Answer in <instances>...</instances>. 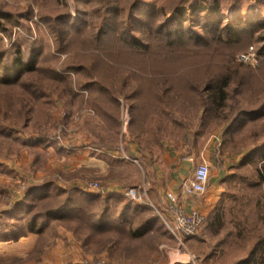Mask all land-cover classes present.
Returning a JSON list of instances; mask_svg holds the SVG:
<instances>
[{
	"label": "rangeland",
	"instance_id": "rangeland-1",
	"mask_svg": "<svg viewBox=\"0 0 264 264\" xmlns=\"http://www.w3.org/2000/svg\"><path fill=\"white\" fill-rule=\"evenodd\" d=\"M194 1L0 0V50L6 52L10 59L19 51L23 58L28 59L34 54L33 50L40 49L43 53L38 58L39 66L58 72L57 75L65 80L60 83L70 84L76 92L73 101L68 103L69 96L61 94V87L56 89L45 84L42 89L44 96L35 101L31 94L35 88L17 91L10 88L12 84L0 85L2 248L8 250L13 242L23 240L30 232L26 228L17 237L8 235L23 228L33 218L40 226L43 214L50 208L62 207L65 211L61 213L77 211L76 215L73 212L65 219L47 221L42 233L34 230L37 236L27 241L34 244V248L26 257L20 258L15 253L9 256L0 254V264H127L123 263L125 259H115L118 256H130L138 264H145L150 259L147 255L151 252L149 248L141 250L138 246L130 248L117 244V239L127 240V225L123 230L118 228L100 235L96 230L95 234L91 232L89 221L88 229L80 225L76 218L85 216L82 210L99 214L110 201L92 200L90 195L80 194L77 186H59V177L66 175L59 169L58 158L52 159L49 167L44 166L46 163L43 165V147L51 146L57 152L66 146L74 149L77 148L78 134L91 136L87 126L83 129L90 117L86 111L90 108L89 91L83 85L91 79L86 75L92 71L95 73L92 82L101 80L108 85L114 84V90L124 95L137 89L141 90V96L151 98L158 88L160 91L167 86L173 88L178 107L174 117L185 127L178 130L179 142L201 151L204 138L211 139L212 145L216 146L213 154L216 163L211 177L225 173L228 179L226 192L214 211L207 214L196 235L201 256L221 258L223 260L218 262L221 264H242L248 258L258 235L264 234L263 187L256 184V167L261 164L258 153L264 146V0H237L245 6L241 15L248 20L256 19L262 25L252 38L245 37L237 42L229 41L228 37L226 44L204 40L207 36L191 18L192 9L189 8ZM201 1L207 4L213 0ZM218 1L224 15L230 21H236L235 0ZM177 7L189 9L183 29L199 31L203 39L193 35L170 46L162 43L168 40L165 37L167 32L174 29V25L167 26V23ZM9 11L12 21L2 18ZM46 14L54 16L46 17ZM59 14L72 17L73 25H68V21L55 22L53 18ZM48 19L53 20L55 28H61L57 32L60 36L57 40ZM3 23L9 29L4 28ZM114 29H117L116 33ZM126 29L128 35L125 40L131 42L135 37L149 47L139 50L136 46H126L120 39L124 38L122 31ZM251 47L253 56L243 60L241 54L248 53ZM82 63L85 69L76 70L74 66ZM28 74L24 73L20 79H27ZM34 75L37 81L50 80L45 73L35 72ZM226 75L231 77V83L227 87L224 105L213 111L211 103L206 102L211 94L208 87L218 77ZM124 80L129 81L126 88L123 87ZM21 93L29 102L31 100L34 114L31 112L29 116L34 115L33 120L20 117L19 103L23 98L26 103ZM122 101L129 110L126 98ZM43 108L47 110V116H43ZM128 110L124 115L129 119ZM124 122L123 116L122 126ZM113 136L112 147L120 151L124 146L122 132H113ZM224 162L227 170L218 174L217 166ZM47 173L49 179L40 178ZM203 194L195 199L202 200ZM112 208L118 209V206ZM218 208L222 215L220 226L213 219ZM146 215L147 218L159 219L162 223L159 227L168 232L152 208H147ZM131 238L130 241L134 242L135 239ZM3 241H12V244ZM113 241L116 246L110 248L109 243Z\"/></svg>",
	"mask_w": 264,
	"mask_h": 264
},
{
	"label": "crops",
	"instance_id": "crops-1",
	"mask_svg": "<svg viewBox=\"0 0 264 264\" xmlns=\"http://www.w3.org/2000/svg\"><path fill=\"white\" fill-rule=\"evenodd\" d=\"M125 110L128 109L125 102L122 101L121 113L122 120L124 116L125 122L121 131L124 146L120 151L112 147L114 145L113 132L104 125L95 111L93 113L87 112L90 117L84 123L83 129H86L87 126L91 131V136L82 137L78 134L76 138L77 148L74 149L66 146L58 149L57 152L51 146L43 147L45 149L43 152L44 157H42L43 165L46 163L44 166L49 167L52 159L55 161L58 158L59 169L66 175L64 178L63 176L59 177L57 181L59 186L68 188L73 185L74 187L77 186L78 189L97 194L98 200L107 199L110 201L111 207L114 205L119 206L117 205V198L126 189L148 181L150 197L162 210H166V195L181 192L182 183L193 176L197 162L207 161L211 166V173L214 171L215 166L213 164L216 162L213 154L216 146H214L215 144L212 145L211 139L205 140V138L201 151H196L195 148H190L187 144H181L178 135L180 127L177 123L172 120H160L157 116L151 117L144 124L145 130L143 133L134 136L129 131L131 118L125 117ZM124 154L137 159L139 164L135 165L129 162V159H124ZM46 170L48 169L46 168ZM216 170L218 174L221 171H226L225 162L222 165L218 164ZM40 178L43 180L49 179L48 173L40 176ZM227 180L225 173L219 177L216 175L210 176L208 188L203 194L204 198L202 200L187 199V208L198 209L206 216L213 212L217 207V202L226 192ZM92 181H98L101 190L90 188L89 184ZM124 200L128 201L126 198ZM113 211V218L122 215H127L129 218L133 216L135 224H140L144 219H147V211L134 209L124 213L121 212V208H112ZM45 228L37 232L42 233ZM37 232L31 230L27 236H24L26 240L21 239L13 242L14 244H12V241H3L8 245L12 244L8 246V250L2 248L0 241V254L9 256L10 253H15L20 258L26 257L34 248V244H29L30 242L27 241L35 239ZM126 238L127 240L117 241V244L130 246V248L138 246L141 250L145 248L151 250L147 254L150 259L145 264H217L223 260L215 258L213 255L202 257L199 251L200 242L197 240L196 235L185 238L186 247L182 248L170 233L164 232V229L159 227V223L154 224L144 236L134 238V242H131L128 236ZM113 243L114 241L109 243L110 248L112 245L115 248L116 245ZM115 259H125L123 263L127 264H138L130 256H118Z\"/></svg>",
	"mask_w": 264,
	"mask_h": 264
},
{
	"label": "trees",
	"instance_id": "trees-1",
	"mask_svg": "<svg viewBox=\"0 0 264 264\" xmlns=\"http://www.w3.org/2000/svg\"><path fill=\"white\" fill-rule=\"evenodd\" d=\"M235 2L236 3L233 4H235V9L238 14L237 15L238 19L233 22L230 21L221 11L220 3L218 0L209 1L207 4H205L201 0H195L194 2H192V4H190L189 9H192L191 18L195 19L194 22L195 25H198L201 28V30L204 32V35L207 36V38H205L204 40L209 39L216 41L217 43L226 44L227 42L226 39L228 37H229L228 38L229 41H237V42L238 41L240 42L245 37H249V38L253 37L255 31L258 30V28L262 25V23L256 22V19L248 20L245 16H242L241 12L244 11L245 6H242L240 2H238L237 0H235ZM189 9L183 7H177L173 11L171 21L167 23V26L174 25L173 26L174 29L167 32V35L165 37H167L168 40L162 43H167V45L170 46L171 44L177 42V40L180 39L182 40L184 38L188 39L191 38L193 35L202 37V39L204 38L203 35H201V32L199 31H194V30L185 31L183 29V22L186 21L185 17L189 15V11H188ZM59 15L53 18L55 19V22L66 23V21H68L67 22L68 25L72 24L71 23L73 21L72 17L67 18V16H64V14H59ZM51 16L54 15L46 14V17H51ZM11 17L12 16L9 11L7 12V14H4L2 18L6 20H11ZM47 23L50 25L51 31L54 37L56 38V40L59 39L60 36L57 34V32L61 28L59 27L55 28L52 19H48ZM110 25L111 23L109 22V26ZM2 26H4V28L9 29V26H7L4 23ZM0 27H1V23H0ZM113 31H115L116 33L117 29L116 30L114 29ZM122 32L124 33L123 34L124 38H120V39L125 43L126 46L127 45L129 47L136 46V48L139 50H144L145 48L149 47V46L145 47V44H143L141 40L138 41L137 38L132 37L130 35L129 36L132 37L134 40H131V42H129V40H125V37L128 35V31L126 29L125 31ZM106 34L109 35L108 32H106ZM167 45H164V47ZM159 46H163V45L160 44ZM33 51L34 54L30 56L28 59L23 58V56L20 55V51L19 53L16 52L13 59H10L11 57H8V55H6V52H2L0 50V85L6 87L12 84L13 86H11L10 88L13 90L15 89L17 91H20L19 89L25 91L31 88L32 89L35 88L36 91L31 92L35 101L39 100L44 96L42 90L44 87L43 85L46 84L49 87H54L56 89L61 87L62 88L61 90L63 92L61 94L64 96L66 95L67 97L69 96L66 101L68 103H71L76 96V92L74 91L72 86L68 83H64V85L60 83V81H63L64 79L60 75H57L58 72H56L55 70L47 69L45 67L39 66V64L37 63L38 58L42 56L43 52L40 49ZM74 67L78 71H83L85 69L83 63ZM35 72H37V74L39 73L48 74L50 76L49 77L50 80H43V81L42 79L39 81L34 80ZM24 73H30V74H28L27 79L24 78L20 79ZM94 75L95 73H93L92 71V72H88L86 76L92 79ZM91 79L87 80L86 83H84L83 85V87L89 91L88 104L93 109V111H95V113L100 117L104 125L107 126V128L110 131L114 132L115 134H119L122 128V113H121L122 98H126V101L128 102L129 105V112L131 118L129 131L134 136L143 133V131L145 130L144 124H146L147 121L154 116H157L158 119L163 121L172 120L173 122L177 123L180 129L182 130L185 129L183 124L179 122V119L174 117L177 114L178 107H177V99L175 96H173L174 91L171 86H167L166 89L163 91L162 90L160 91L158 88V90L155 93V96L148 98L141 96V90L133 89L128 94L124 95L123 92L117 93L114 90L115 88L114 84L108 85L105 84V82H102L101 80L92 82ZM128 83H129L128 80L126 81L124 80L123 87L126 88ZM230 83H231V77L228 75L218 77L216 81L210 83L208 89L211 90V94L208 96V100L206 102L211 103L213 111H217V109H220V107L224 105L227 96V92H226L227 87L229 86ZM21 94L24 95V93ZM25 100L26 103H24V98L21 99V103H19L18 110L21 114L20 117L23 118L24 116L27 121L28 120L30 121L34 119V115L29 116L31 112H33L34 114V110H33L34 108L32 104H30L31 100L29 102L26 96H25ZM46 111L47 110L43 108V116H47ZM260 149L261 150L258 154L261 155V164H259L256 167V174L258 178L256 184L262 185L263 195H264V146H262V148ZM248 161L249 160H247L246 163H248ZM77 190L82 195H90L89 198L92 200H98L97 194H92L90 192L78 188ZM117 199H118L117 205H119L118 209L121 208V212L124 213H126L128 210H134V209H138L146 212L147 208L150 207L146 204L136 203L132 200H128V202H125L124 194L119 195ZM65 205L66 204H64V206ZM63 211H65V209H63L62 207L57 209L50 208L45 212V215L43 214L44 220L41 222L40 226L36 224L35 221L36 219L33 218L32 220L27 222V224L24 225L23 228L20 227L16 229L15 232H12L8 236L17 237V235H19L22 232V229L24 228L30 231L31 230L40 231L43 228L44 223L46 224L47 221L50 220L52 221L54 219H60V220L65 219L66 216H69L75 210L72 212L67 211L61 213ZM76 212H74V214ZM82 212H85L88 216H86V214L85 216L81 215L78 216L76 220L79 221L80 225H82L85 229L89 228V226L87 225V221H89L90 222L89 229H91V232L95 234V230H96L97 234L99 235L102 233L109 234L115 230H119L118 228H121L123 230L124 225H127L125 226V230L127 229L126 231L129 234L128 237L129 238L132 237L134 239L136 237L144 236L154 224L159 223V225H162L159 219H154V218L144 219V221L141 222L140 224H135L133 216L129 218L127 215H122L113 218L112 207L109 203L107 204L105 209L101 211L99 214L94 211L86 212L85 210H82ZM156 215L158 218H160V220L163 221V219L158 214ZM38 217H41V215ZM85 218L89 220L84 221L83 219ZM213 219H215L214 222H216L219 226L221 225L222 215L220 213V208L217 209V212L213 217ZM241 231L242 230H240V233ZM168 232L171 234L169 229ZM240 233L239 235H241ZM117 241L119 240L117 239ZM242 264H264V234L261 233L258 235L256 242L253 245V248L250 252V255L248 256L247 259L242 261Z\"/></svg>",
	"mask_w": 264,
	"mask_h": 264
},
{
	"label": "built area",
	"instance_id": "built-area-1",
	"mask_svg": "<svg viewBox=\"0 0 264 264\" xmlns=\"http://www.w3.org/2000/svg\"><path fill=\"white\" fill-rule=\"evenodd\" d=\"M253 54V47H251L248 53L241 54V58L247 60L251 58ZM86 111L92 112L89 108H87ZM123 157L125 159H132L139 164L137 159L127 154H124ZM191 160H193V158H191ZM210 176V164L205 160L197 162L193 176L182 183L181 192L168 193L166 195V210H162L150 197L148 181H144L136 187L126 189L123 194L128 200L150 206L155 213L163 219L172 236L178 243L181 246H185V238L197 235L206 217V215L198 209H188L186 201L189 198L198 197L206 192ZM89 187L95 190H101V185L98 181L91 182ZM99 264H105V262H99Z\"/></svg>",
	"mask_w": 264,
	"mask_h": 264
}]
</instances>
